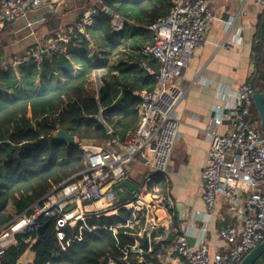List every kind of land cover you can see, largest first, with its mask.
Returning a JSON list of instances; mask_svg holds the SVG:
<instances>
[{
    "label": "built area",
    "instance_id": "1",
    "mask_svg": "<svg viewBox=\"0 0 264 264\" xmlns=\"http://www.w3.org/2000/svg\"><path fill=\"white\" fill-rule=\"evenodd\" d=\"M92 1L93 4L83 12L77 24L61 33L55 32L48 40H38L22 54L0 57V73L16 71L31 61L41 64L45 55L53 52L67 53L69 45L78 37L77 31L91 39L90 33L86 32L87 27L93 25L95 17L101 12L108 11L107 0ZM211 2L172 0L168 13L149 25L153 38L140 52L159 64L158 70H154L143 62L156 77L157 86L153 91L139 93L140 120L136 129L123 140L112 135L109 129L110 136L100 140L94 150L88 146L89 143L80 142L88 166L49 193L42 206H35L32 215L17 216L0 229V264H3L8 248L17 244L19 234L38 228L37 220L42 215L56 217L57 237L65 248L70 242L64 232L67 226L85 220L92 212L109 209V203L120 199L116 184L124 180L136 181L132 179L130 167L134 160H142L147 167L143 175L145 184L152 181V185L159 190L158 183L151 179L157 173H166L173 146L180 138L176 113L186 94L182 79L193 50L203 41L209 29L213 17ZM257 2L264 5V0ZM45 4L44 0H0V33L8 22ZM47 5L52 8V4ZM112 23L115 31H124L125 23L120 15H114ZM226 46L232 47L229 44ZM67 57L71 59L69 55ZM104 71H98L97 89ZM254 92L255 87L250 83H243L236 89L222 88L220 94L226 102L212 107L207 125L211 146L202 170L207 212H197L196 219L203 222L206 229L219 200L224 202L232 223L221 229L223 248L211 253L203 240L191 244L188 234L176 226L175 215L178 212L171 197L162 195L146 203L137 193L136 200L124 206L135 211V222L139 221L137 213L143 216L144 225L135 234L134 243L122 249L124 259L136 254L141 264H146V255L162 264L174 258L183 259L185 264H239L264 241V132L261 121L250 118ZM135 183L139 188L144 184ZM86 203L95 205V209L87 211ZM72 205L75 206L67 211ZM158 208L167 212V218L160 225L155 215ZM115 210L118 208L109 212ZM156 230H159L157 234L154 233ZM170 233L173 237L167 242ZM145 238L149 239L148 250L142 247ZM107 264L116 263L110 258Z\"/></svg>",
    "mask_w": 264,
    "mask_h": 264
},
{
    "label": "trees",
    "instance_id": "2",
    "mask_svg": "<svg viewBox=\"0 0 264 264\" xmlns=\"http://www.w3.org/2000/svg\"><path fill=\"white\" fill-rule=\"evenodd\" d=\"M163 1L143 0L139 3L138 0H107L108 10L113 15L101 12L86 32L91 36L98 32L110 50H117L127 37L139 36L143 30L132 27L130 31L125 28L117 32L113 27V16L118 14L122 18H134L135 21L149 25L166 15L158 5ZM54 17V14H49V19ZM84 35L77 31V36ZM76 40L69 45L65 54L53 52L45 55L41 65L47 59L69 62L76 49ZM136 44L133 47L134 53L131 51L130 54V63L124 64L121 59L117 63L110 61L105 65L97 57L94 59L84 52L79 56L82 65L77 74H71L65 69L63 81L55 87L30 89L0 104V229L17 216L32 215L35 206H42L49 193L86 169L88 162L80 142L108 138L110 134L106 126L112 130V135L122 140L136 129L140 120L139 93L143 90L152 91L156 83L155 76L142 64L148 58L140 52L141 43ZM254 49L256 66L248 83L264 92V42L260 38L259 29ZM36 64L31 61L24 65ZM148 64L158 69L155 59ZM101 69L105 71L97 89L91 83ZM9 72H1L0 79ZM27 114L36 120L35 124L26 122ZM250 118H259L255 103ZM15 123L16 127L12 129ZM59 128L75 135L77 143L69 144L55 137L54 133ZM151 180L161 182L162 189L166 190L167 184L162 173H157ZM147 184L150 188L152 181ZM129 198L130 195L120 198L108 210L89 214L85 220L67 226L64 232L70 242L65 248L57 237L56 217L40 216L37 220L38 228L17 236L18 242L8 248L3 264L22 263L20 256L29 249L34 252L31 264H107L110 258L116 264H129L130 261V264H141L136 254L124 259L122 253L124 247L134 243L135 234L144 225L143 216L137 213L139 221L135 222V211L124 206ZM9 207L15 213L8 211ZM116 208V213L108 214ZM40 227H43L41 232ZM263 256L264 253L253 264H257ZM146 260L149 264H162L149 255H146Z\"/></svg>",
    "mask_w": 264,
    "mask_h": 264
},
{
    "label": "crops",
    "instance_id": "3",
    "mask_svg": "<svg viewBox=\"0 0 264 264\" xmlns=\"http://www.w3.org/2000/svg\"><path fill=\"white\" fill-rule=\"evenodd\" d=\"M44 1L52 4V8L45 4L38 10L29 11L27 15L7 24L0 33V57H9L17 52H24L39 39L48 40L55 32L67 30L70 26L77 24L83 12L93 4L92 0ZM138 1L143 2V0ZM171 1L164 0L159 3L161 11L167 14ZM210 6L213 17L209 29L203 41L193 50L182 79L186 94L178 105L176 113L180 138L173 146L166 173H162L167 184L166 190L162 189L159 181H156L158 191L155 186L151 185L149 188V185L145 184L143 175L147 172V167L142 160H134L130 167L132 179L136 180L134 182L144 183L138 191L143 202L150 203L162 195L171 197L176 203L178 212L175 215L176 226L188 234L191 244L195 245L203 240L209 246L210 252L214 253L223 248L224 241L220 232L222 228L231 224L232 220L224 202L220 200L206 229L203 227L204 223L196 219L197 212H207L202 185V170L211 146L207 125L210 121L212 107L223 105L226 102L221 97L220 90L222 88L236 89L241 84L248 83L250 74L255 70V36L258 29L261 31L264 5L258 3L257 0H212ZM49 14H54L55 17L49 19ZM123 19H129L132 23L147 30L139 36L127 37L119 49L125 47L133 50L137 42H140L143 47L152 41V31L148 28L150 24L143 22L142 24L134 18L123 17ZM94 36L97 39L100 38V41L103 40L98 32H94ZM93 39L95 40L85 35L84 37L78 36L73 58L69 62L47 59L42 65H24L16 71L7 73L3 79H0V104L30 89L55 87L63 81L65 69L71 74H77L82 65L79 56L84 52L91 54V49L95 48ZM227 44L232 47L227 48ZM101 45H104V40ZM131 58L128 53L126 58L115 57L118 61L122 59L127 63H130ZM111 60L113 62L114 58ZM150 60L154 59H147L146 63L152 68L153 66L148 64ZM157 65L159 68L158 63ZM154 70L158 69L154 68ZM156 86L157 80L154 89ZM30 116L27 114V118ZM136 194L130 195L129 201L136 200ZM85 206L90 212L96 207L90 203H86ZM179 206L182 207V212ZM194 225L198 229L193 227ZM159 230L154 233L157 234ZM146 264L149 263L146 262ZM163 264L185 263L183 259L174 258Z\"/></svg>",
    "mask_w": 264,
    "mask_h": 264
},
{
    "label": "water",
    "instance_id": "4",
    "mask_svg": "<svg viewBox=\"0 0 264 264\" xmlns=\"http://www.w3.org/2000/svg\"><path fill=\"white\" fill-rule=\"evenodd\" d=\"M108 14H112L111 10L107 11ZM260 38L264 42V17L261 21V31H260ZM253 100L255 103V106L259 112L260 119H261V128L264 132V92H261L259 89H255V92L253 94ZM106 130L108 131L109 128L106 126ZM55 137L60 138L68 142L69 144H75L77 143V138L75 135L69 134L65 129L59 128L54 133ZM116 191L120 195V198L123 199L127 195H135L139 191V186L133 181L124 180L116 184L115 186ZM54 191V190H53ZM52 191V192H53ZM75 205L69 206L67 208V211L72 209ZM182 212V207H178ZM117 211L109 212L108 214L116 213ZM155 215L157 216V224H161L163 220L167 218V212L163 208H158L155 211ZM43 227H40L39 231L41 232ZM173 237V233H170L167 242H170ZM142 247L145 250H148L149 248V239L145 238ZM264 253V241L260 243L256 248L251 250L245 258L239 263V264H253L258 258L261 257V255ZM23 264V263H19Z\"/></svg>",
    "mask_w": 264,
    "mask_h": 264
},
{
    "label": "rangeland",
    "instance_id": "5",
    "mask_svg": "<svg viewBox=\"0 0 264 264\" xmlns=\"http://www.w3.org/2000/svg\"><path fill=\"white\" fill-rule=\"evenodd\" d=\"M125 21V28H126V31H130V29L132 27H134L136 30H143V31H146L145 29L146 28H143L142 26H137L135 23H132L131 21H129V19H124ZM58 33H61L60 31H58ZM92 37L95 38V40L93 41V46H95V48H92L90 53L89 54L91 57H93L94 59H96L95 57H97V59L101 60V62H103L105 65L107 63H109L110 61H112L111 59L114 58L113 62H118L117 59H115V57L117 58H126L127 57V53L128 54H131V51L132 54L134 53V50L132 49H128V48H120V49H117V50H110V48L107 46V44L104 42V45H101V43H103V40L100 41V38L97 39L94 34L92 33ZM51 38V37H50ZM43 40L41 41H44L45 39L44 38H41ZM40 40V39H39ZM78 45V44H77ZM120 52V54H119ZM23 52H20V53H15V54H22ZM89 53V52H88ZM124 61V64L126 62V60H123ZM142 65V64H141ZM129 66V65H128ZM143 67V66H142ZM100 73V72H99ZM99 73L95 74L94 77H93V80H92V87H97L98 86V78H99ZM26 92V91H25ZM259 113V112H258ZM259 121L260 120V115H259V118L256 119L254 118V121ZM261 121V120H260ZM19 122H22V120ZM26 122L29 123V124H35L36 123V120L33 118V117H28L26 118ZM12 129H15L16 127V123L11 126ZM100 140H84L83 143H89L88 146L91 148V149H96L97 147V144ZM84 146H86L84 144ZM141 191L143 192V189H141ZM105 200V199H104ZM117 204V202H112V203H109V205H115ZM108 209V208H107ZM107 209L103 210V211H106ZM8 211H11L12 213L14 212L15 213V210L12 208V207H9L8 208ZM102 211V210H100ZM99 212V211H98ZM14 220V219H13ZM33 259H34V252L32 249H29L27 250L25 253H23L21 256H20V261L23 263H28V264H31L33 262ZM263 260H264V256L259 260V262L257 264H262L263 263Z\"/></svg>",
    "mask_w": 264,
    "mask_h": 264
}]
</instances>
